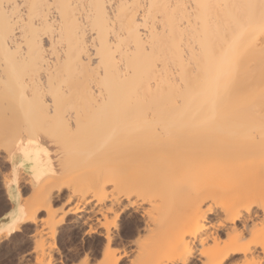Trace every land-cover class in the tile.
Segmentation results:
<instances>
[{"label":"bare ground","instance_id":"6f19581e","mask_svg":"<svg viewBox=\"0 0 264 264\" xmlns=\"http://www.w3.org/2000/svg\"><path fill=\"white\" fill-rule=\"evenodd\" d=\"M30 138L37 203L18 175L0 220V244L33 224L18 259L62 264L67 223L96 238L68 249L82 264H264V0H0V153ZM47 144L106 163L53 175Z\"/></svg>","mask_w":264,"mask_h":264},{"label":"rangeland","instance_id":"374dc122","mask_svg":"<svg viewBox=\"0 0 264 264\" xmlns=\"http://www.w3.org/2000/svg\"><path fill=\"white\" fill-rule=\"evenodd\" d=\"M55 58V57H54ZM53 63V62H52ZM56 63V64H55ZM51 64V62L50 63H48V67L46 66V68L45 69H48L49 68V65ZM62 65V66H60V65ZM96 63H93V68H94V65H95ZM56 67H55V66ZM51 66V65H50ZM54 68H56V69H53V67H52V69H53V73L52 72H50V73H52V74H54V76L55 77H59L58 79H60V77L62 76L61 74H63V71H62V69H63V63L62 62H54V64L52 65ZM96 66H98V64L96 65ZM90 67V66H89ZM51 68V67H50ZM58 68V69H57ZM86 68V67H85ZM88 68V67H87ZM86 68V70H88ZM90 68H92V67H90ZM44 69V68H43ZM42 69V70H43ZM44 69V70H45ZM51 69V70H52ZM78 68H76V70H77ZM83 69V68H82ZM41 70V69H40ZM39 70V71H40ZM55 70H57L56 72L60 75V76H56L57 75V73L55 74ZM76 70H73V75L72 76H75L74 78H76L77 76H78V81H77V79H75V81H77V82H79V76H80V74L78 75L77 74V72H76ZM79 70H81V69H78L77 71H79ZM94 70H96V69H94ZM94 70L92 69V71L93 72H91L90 70H88V72L90 73H93V74H95V72H94ZM98 71H99V69H97ZM47 71V70H46ZM46 71H44V72H46ZM49 71H50V69L48 70V73H49ZM41 72V71H40ZM82 72H84L83 70H82ZM41 73H43V72H41ZM79 73V72H78ZM81 73V72H80ZM86 73V72H85ZM96 74H98V75H96ZM96 74L94 75V76H97V78H94V77H92L93 75L91 74V77L88 75L87 76V74H81L82 75V79H81V81L83 80V82L86 84V85H84V86H86L85 87V89L87 90V87L88 88H90L89 86H91L92 84L93 85H95L94 86V88L96 89L97 88V86L99 87V82H98V77L99 76H101V75H99V73H97L96 72ZM87 76V78H84V77H86ZM45 76H43L42 77V80H44L45 78H44ZM88 77H90L91 78V80L93 81V78L94 79H96V81L94 80L93 82L90 80V78H88ZM73 78V77H72ZM80 78H81V76H80ZM85 79V80H84ZM69 80H71V82H72V79H69ZM68 80V81H69ZM74 80V79H73ZM80 81V82H81ZM70 82V81H69ZM76 82V83H77ZM80 82L79 83H77V85H76V89L78 88V89H80L79 87H81L80 85H82L83 86V84L81 83L80 84ZM90 82H92L91 84H90ZM97 82V84H95V83ZM75 83V84H76ZM78 84H80V85H78ZM69 85H71V83L69 84ZM68 85V86H69ZM74 85V84H73ZM78 86V87H77ZM73 88H74V86H73ZM72 88V89H73ZM74 88V89H75ZM84 88V87H83ZM91 88H93V86H91ZM93 88V89H94ZM77 89V90H78ZM82 89V88H81ZM89 90V91H86V92H88V93H90V91L92 92H94L95 91V93H96V91L99 89V88H97L96 90ZM72 91H75V90H72ZM87 93V94H88ZM95 93H93V94H95ZM90 95H91V93H90ZM92 97L94 96V97H98L99 98V96L97 95V93L95 94V95H91ZM97 98V99H98ZM64 101V100H63ZM70 121V120H69ZM71 125H73V123H74V120H71ZM97 126V125H96ZM95 126V128L94 129H96L97 127ZM73 127H74V125H73ZM96 130H99L98 128L96 129ZM93 131V130H92ZM95 131V130H94ZM100 131V130H99ZM97 132V131H96ZM98 133V132H97ZM73 142V141H72ZM76 144V143H75ZM74 144V145H75ZM58 148V147H57ZM56 147H54V149H55V151H54V153H55V156H56V161H57V165H58V169H57V171H56V175H62L63 177L65 176V175H63V174H68L70 171H73V170H76L77 171V173H81V174H83V176L82 177H84L83 179L84 180H82V177H81V180L84 182V181H86V179L85 178H89V176H91V175H87L86 173H87V171L88 172H92V174L94 173L95 174V171H96V169H97V167L98 166H100V164H104V163H102V161H100V160H102L103 159V162L106 160V158H102V159H100L101 158V156L100 155H102L103 153H101L100 154V149L101 148H98V146H96V150L94 149H92V151L93 152H91V153H89L88 155L87 154H81V152H80V154L82 155V158L80 157V156H78V157H80V158H77V157H75V154H73V157L74 158H71V160H70V162L69 163H67V165H68V167L67 168H64V166H65V163H64V161L62 162V153H61V150H59V148L57 149ZM111 149V148H110ZM71 150V149H70ZM81 151V150H83V149H75L74 150V153H76L77 151ZM99 150V151H98ZM84 152V151H83ZM96 152H99V154L100 155H98L97 156V158H99V159H97L98 160V163L96 164V163H94L93 162V159H92V157H95V156H91V155H94V154H96ZM98 154V153H97ZM105 154V153H104ZM4 155V156H3ZM3 155L0 153V157H3V158H7L9 155L7 154V153H3ZM8 155V156H7ZM83 156H86V157H83ZM103 156V155H102ZM91 157V158H90ZM106 157V156H105ZM5 158V159H6ZM96 159V158H95ZM96 160V161H97ZM85 161H89L88 163H87V166H85L86 164V162ZM85 162V163H84ZM105 163H106V161H105ZM70 164V165H69ZM84 164V165H83ZM74 165V166H73ZM70 166L72 167V168H70ZM83 166H85L86 167V169H87V171H85L86 169H85V167H83ZM95 167V168H94ZM68 168H70V169H68ZM2 170H3V168H2V166H0V172H2ZM8 171L10 172V170L8 169ZM75 174H77L75 171H73ZM70 175H74L73 173L71 174V173H69ZM54 175V174H53ZM47 176H50V175H47ZM93 176V175H92ZM19 188H20V194L22 195V198H25L26 197V195H27V193L28 194H30V196L28 195L26 198H31L32 199V202H30V206L31 207H34V199H33V195H34V191L33 190H31V189H34V188H36L37 187V185L40 183V182H38V183H33L32 182V180H31V178L29 177V176H26L25 174H23V173H20L19 174ZM46 178V177H45ZM45 178H43V179H45ZM42 179V180H43ZM81 180L79 181V182H81ZM29 181V182H28ZM78 182V181H77ZM74 183V182H73ZM23 184V185H22ZM77 184V183H76ZM28 185V186H27ZM30 185V186H29ZM79 185H82V184H80L79 183ZM81 187V186H80ZM2 188V189H1ZM6 190H5V189ZM38 188V187H37ZM79 188V187H78ZM83 189V188H82ZM3 190V191H2ZM28 190V191H27ZM5 191V192H4ZM27 191V192H26ZM32 191V192H31ZM7 192V186H2V187H0V196H3L5 193ZM25 195V196H24ZM21 198V199H22ZM34 200V201H33ZM57 200V199H56ZM54 200L53 201V203H52V207H51V209L54 211V214H55V216L56 217H58V216H60V215H63L62 213H64L65 212V208H67V205H70V204H65L64 202H63V200L62 199H60V200ZM62 200V201H61ZM22 201V200H21ZM62 202V203H61ZM37 202L35 201V204H36ZM59 203V204H58ZM60 206V207H59ZM63 207V208H62ZM60 208H62V209H60ZM41 215H43L44 216V212L43 213H41ZM70 216H67V218H69ZM122 220H124V222L122 221ZM127 218L126 219H121V229H122V231L124 230L125 232H127V233H130V232H132V227L130 226V224H131V221L130 220H127ZM126 222V223H125ZM128 222V223H127ZM124 223V224H123ZM130 223V224H129ZM42 225L40 222L38 223V225L36 226L38 229H40V225ZM125 225L126 226H128L129 225V228H131V230L130 229H128L127 227H125ZM132 225V224H131ZM42 226H44V225H42ZM41 226V229H44L45 227H42ZM64 226V227H63ZM123 226L125 227L124 229H123ZM27 228H25V229H23L21 232H17V233H14L15 234V236H14V234H12L10 237H9V239L8 240H6V241H3L1 244H0V254H1V252L2 253H4V251L6 252V253H4V254H1L0 255V264H26V262L28 263V264H33V263H35L36 264V262L35 261H33L34 260V251H32V252H30L29 254H28V256H25V258H23V259H18V257H20V254L21 253H23V252H21V251H23V249H25V251L24 252H26V249L27 248H29V249H27V251L28 250H30V248L32 249V247L36 244H38V241H39V238L37 239V240H35L34 242H36V243H34L31 239H27L26 238V234H28V233H31L32 232V230H33V224H28L27 226H26ZM58 228H57V230L59 229V231L57 232V237H56V241H57V246H58V248H60L61 247V245H62V249L60 248V249H58V251H59V253H54L55 255V257H57L56 255H58V254H61V256L59 255L57 258L59 259V257H61V261H62V264H74L75 262V264H82L81 262H79V259L80 260H82L81 259V255H79L80 256V258H78L77 257V255H76V257H75V254H73L74 255V257L72 256L71 257V255L72 254H70L69 252H67V251H69V250H72V248L73 247H75V246H77L78 247V245H79V247L81 246V244L82 243H85L84 245L85 246H92L93 245V242L94 243H96V238L94 237V238H91L90 239V237H86V238H84V239H82V237H81V234H80V237H79V233L76 231V229H70V228H68L67 227V223H64V225L63 224H61V225H59V226H57ZM62 227V228H61ZM66 229V230H65ZM61 230V231H60ZM72 230V231H71ZM128 230H130V231H128ZM124 231L122 232V233H124ZM63 232V233H62ZM71 232V233H70ZM76 233V234H75ZM78 233V234H77ZM60 234V235H59ZM126 233H124V237L125 236H129L130 234H127V235H125ZM65 235V236H64ZM67 235V236H66ZM61 236H62V238H61ZM20 237V238H19ZM67 239H66V238ZM69 237V238H68ZM11 238V239H10ZM22 238V239H21ZM59 238V239H58ZM13 239V240H12ZM65 239V240H64ZM71 239V240H70ZM84 241H82V240ZM12 240V241H11ZM15 240V241H14ZM47 240V239H46ZM92 240V241H91ZM18 241V242H17ZM21 241V242H20ZM32 241V242H31ZM41 241V240H40ZM65 243H64V242ZM81 241H82V243H81ZM88 241V242H87ZM97 241H98V239H97ZM6 242V243H5ZM12 242V243H11ZM62 242V243H61ZM73 242V243H72ZM26 243V244H25ZM30 243V244H29ZM40 243V242H39ZM67 243V244H66ZM71 245H70V244ZM86 243H87V245H86ZM92 243V244H91ZM6 244H7V246H6ZM34 244V245H33ZM64 244V245H63ZM66 244V245H65ZM70 245V246H69ZM75 245V246H74ZM11 246V247H10ZM13 246V247H12ZM23 246L25 247V248H23ZM29 246V247H28ZM87 246V247H88ZM22 247V248H21ZM70 248V249H69ZM20 249V250H19ZM67 249V250H66ZM69 249V250H68ZM7 250V251H6ZM16 250H18V251H16ZM21 253H20V252ZM31 251V250H30ZM18 252V253H17ZM62 252V253H61ZM65 252V253H64ZM13 253H15L14 255H13ZM17 253V254H16ZM32 253V254H31ZM66 253H68V254H66ZM71 253H74V252H72L71 251ZM64 256H63V255ZM16 255V256H15ZM17 255H19V256H17ZM31 255H32V257H31ZM68 256V258L70 257V258H75L73 261H72V259H68L67 258V256ZM2 256V257H1ZM10 258H9V257ZM14 258H13V257ZM62 256L63 257H65V259L64 260H62L63 258H62ZM32 258V259H31ZM67 258V259H66ZM12 259V260H11ZM18 259V260H17ZM78 259V260H77ZM29 260H30V262H29ZM6 261V262H5ZM9 261H11V262H9ZM64 261V262H63ZM79 263H78V262ZM3 262V263H2ZM16 262V263H15ZM73 262V263H72ZM124 260L121 262V264H124ZM89 264H94V261L92 262V263H89Z\"/></svg>","mask_w":264,"mask_h":264},{"label":"snow or ice","instance_id":"6c2138e0","mask_svg":"<svg viewBox=\"0 0 264 264\" xmlns=\"http://www.w3.org/2000/svg\"><path fill=\"white\" fill-rule=\"evenodd\" d=\"M34 143L35 141L31 138L27 145L21 141L16 145V151L10 156L6 159L0 157V166L3 168V171L0 172V187L9 185L21 172L25 173L26 176L32 175L35 180H39L40 176L44 174L43 166L47 163L45 157L48 153L45 149H41L38 144L35 150L30 148L29 146ZM9 168L11 169L10 172L8 171ZM8 199H12V196L9 195ZM6 204V201H0V208L4 211H7Z\"/></svg>","mask_w":264,"mask_h":264},{"label":"crops","instance_id":"0c3cea01","mask_svg":"<svg viewBox=\"0 0 264 264\" xmlns=\"http://www.w3.org/2000/svg\"><path fill=\"white\" fill-rule=\"evenodd\" d=\"M47 146H48V148H49V151H50V157H52L51 159H50V163H52L51 164V169H52V174H56V171H57V169H58V165H57V161H56V156H55V153H54V151H55V149H54V147H52V146H50L49 144H47ZM50 146V147H49ZM55 169V170H54ZM9 170H11L10 168H9ZM55 172V173H54ZM21 173H23V172H21ZM23 174H25V173H23ZM26 175V174H25ZM27 176H29L30 177V175L28 174ZM7 194V195H6ZM20 196H21V194H20ZM9 196H8V193L6 192L3 196H0V201H6L7 202V204H6V206H7V211H4L2 208H0V213H2V214H0V220H2V219H5L6 217H7V215L9 214V213H11L12 211H13V209H14V207H15V205H16V203H17V201H16V199H7ZM22 197V196H21ZM21 197H20V201L22 200L21 199ZM19 200V199H18ZM10 203V204H9ZM9 211V212H8ZM7 212V213H6ZM3 216V217H2Z\"/></svg>","mask_w":264,"mask_h":264}]
</instances>
